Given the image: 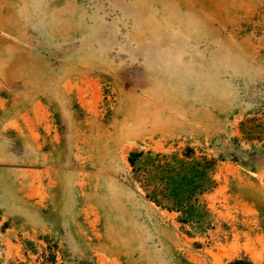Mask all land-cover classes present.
Here are the masks:
<instances>
[{
	"label": "rangeland",
	"instance_id": "obj_1",
	"mask_svg": "<svg viewBox=\"0 0 264 264\" xmlns=\"http://www.w3.org/2000/svg\"><path fill=\"white\" fill-rule=\"evenodd\" d=\"M236 261L264 264V0H0V264Z\"/></svg>",
	"mask_w": 264,
	"mask_h": 264
},
{
	"label": "trees",
	"instance_id": "obj_2",
	"mask_svg": "<svg viewBox=\"0 0 264 264\" xmlns=\"http://www.w3.org/2000/svg\"><path fill=\"white\" fill-rule=\"evenodd\" d=\"M132 156H134V155H132ZM130 164L133 166V160L131 158H130ZM232 264H243V263L241 261H236Z\"/></svg>",
	"mask_w": 264,
	"mask_h": 264
}]
</instances>
